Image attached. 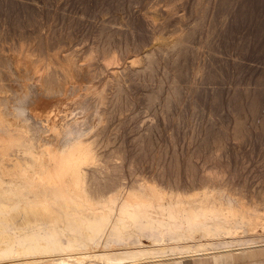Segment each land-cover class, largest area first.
<instances>
[{
  "label": "rangeland",
  "instance_id": "374dc122",
  "mask_svg": "<svg viewBox=\"0 0 264 264\" xmlns=\"http://www.w3.org/2000/svg\"><path fill=\"white\" fill-rule=\"evenodd\" d=\"M144 16L149 25L144 23ZM154 21L157 23L156 25ZM147 26L149 28L155 26L156 31L151 33ZM112 28L119 29L120 32L122 30V33L116 36L115 48L122 51L125 57H143L146 48L154 49V57L162 60L160 65H156L151 72L146 71L140 76L132 77L124 72L120 73L122 79L125 77L123 84L129 90L130 95L127 99L128 106L124 111H119L117 105L111 107L104 135L102 134L99 138L101 140H99L100 147L98 146L100 158L98 165L101 164L100 167L98 166L100 169L98 176L99 180L104 182L105 187L110 186L109 184L113 181L109 180L115 178L120 182V185H123V188L139 184V182H143V184L154 182L155 186L161 184L157 188L161 187L160 190L168 191L167 193H177L178 191L181 194H190L193 191L197 192L198 189L199 192L207 189L212 191L211 193L216 194L217 192L218 195L221 192V197L227 196L226 199H236L238 202L244 201L243 199L246 202H251L252 197L264 192V122L261 127L250 128L246 131L247 135L246 132L243 133L244 136L240 135L242 138L234 137L232 134L235 130L234 119L238 117L236 115L243 114L253 99L257 106L253 115L254 123L264 118V0H0V86L3 90H8V92L6 91L8 95L4 93L3 96L15 99L16 94H19V91L22 92L21 85L26 82L30 85L34 83L31 79L34 76L33 66L27 65L25 62L17 63L16 57L20 49L37 48L33 55L35 61L40 56H46L49 53L54 55V59H62V56L72 54L73 59L77 58L79 61L81 60V63H87L90 61L91 48L97 40L103 38L102 35L107 29ZM182 32L190 34L185 43L189 54H185V58L179 62L178 66L172 67L169 63L166 64L165 60L166 56L170 55L168 48L171 41ZM166 39L169 41L166 42ZM153 44L155 46H152ZM166 51H169L168 54ZM58 55L59 57H57ZM123 63L122 60L121 64ZM179 72L181 74H178ZM192 74L195 78L192 77ZM171 75L176 76L174 78ZM102 76L103 74H100V77ZM83 77L87 76H79L72 86L69 85V92L76 89L77 93L66 98L65 104L58 103L60 102L58 98L65 99L63 96L53 99L49 97L46 100L42 97L38 101V110L46 111L44 114L51 115L57 109L56 112L59 116L57 122L61 123L64 112L67 109H72V105L68 107L66 104L72 102L76 96L85 93L86 87L93 84L88 82V78L84 79ZM176 82L181 86H178ZM170 85L173 86L172 89ZM168 88L170 89L167 90ZM44 94L47 95V92ZM151 95L157 96V98H150ZM130 103H133V106ZM73 110H75L74 113H79L80 107ZM119 112L120 115H118ZM114 116L116 117L114 118ZM117 116L120 117L117 118ZM146 132L147 134H145ZM130 140L132 143L129 142ZM218 141H222L224 146L221 147L222 149L216 148ZM6 144V142L0 141V147L7 148L14 163L15 158L17 161L20 154L13 152V148ZM132 144L134 147L131 146ZM128 159L129 162H127ZM11 163H9L10 165L8 161L7 164L6 162L0 163V182L2 188L6 190L13 189L14 181L17 180L13 170H9L10 173L6 170L7 168L12 169ZM145 177L146 179H144ZM144 180L146 181L144 182ZM204 182L205 184H203ZM224 184L225 186H223ZM117 189L115 186H110L106 188L107 194L109 195ZM220 189H223V192ZM225 189L228 190V193L224 191ZM229 192H232L233 196ZM90 201L94 205L100 204L97 198ZM78 208L81 213L87 214L88 218L95 216L94 211L91 212L92 209L85 211L82 206H78ZM251 212L253 211L251 210ZM67 222V220L56 219L58 227L53 229V237L62 245L61 247H64L63 245L69 241L71 236L66 231ZM115 222L116 220L112 219L108 224L102 240L100 239L98 243L99 247L95 249L112 250L114 247L113 250L124 251L126 249L125 251H127L133 247L136 248V245H150L153 240L160 241L161 239L166 245L176 243L170 240L175 238L174 233L162 234L159 230L153 229L144 230L133 227L127 228L121 234H116ZM50 224V220L40 224L43 233L50 231ZM237 234L234 235V240L240 238L242 242L246 243L254 239L256 240L255 244H261L245 248V251L264 248V233L261 230L253 234L246 230L237 232ZM168 236L169 238H167ZM200 236L197 234L196 238H201L202 242L209 241V239ZM215 240L217 239H213V241ZM258 240L260 242H257ZM109 245L113 247L110 248ZM241 245L244 246V244ZM241 245H236L234 248ZM127 247L131 248L127 249ZM74 249L79 250V248ZM63 252L60 251V253ZM60 255V257H67L65 254ZM14 256L16 257L15 254H13ZM24 256L25 254H17L16 259L14 257L10 262L4 259L1 260L2 262L0 261V264H8L7 262L12 264V261H14L13 264H22V261L24 264H38L35 261L36 258L30 261L28 256ZM52 256L49 257L50 260L55 256L54 260L57 261L59 255ZM184 258L185 264L197 263V258L192 256ZM262 258L264 259V255ZM96 260L98 261L97 258H91L85 261L94 264L97 262ZM254 263L250 260L241 261L238 259L232 263L225 261L220 264ZM50 264H53L52 260ZM137 264H146V262Z\"/></svg>",
  "mask_w": 264,
  "mask_h": 264
},
{
  "label": "bare ground",
  "instance_id": "6f19581e",
  "mask_svg": "<svg viewBox=\"0 0 264 264\" xmlns=\"http://www.w3.org/2000/svg\"><path fill=\"white\" fill-rule=\"evenodd\" d=\"M143 20L144 23L149 25L146 17ZM148 30L154 33L156 27H148ZM121 33L122 30L120 32L119 29L112 28L107 29L103 35L100 34L103 38L97 40V42L94 41L96 44L90 50V61L87 63H81V60L79 61L77 58L73 59L72 54L62 56V59H54V55L49 53L46 56H40L35 61L33 60V55L35 54L34 51H37V48H22L18 51L16 57L18 60L17 63L25 62L27 65L33 66L34 76L31 79L34 83L30 85L26 82L21 85L22 92L19 91L15 99L9 98V96L4 97V93L8 95V90H3L0 86V141L6 142L8 147L13 148V152L20 154L18 156L19 159L16 161L15 158L13 163L7 148L0 147L2 148L0 151V163L6 162L7 164L8 161L9 164L12 162V169L7 168L6 170H13V174L17 176V180L14 179L13 189H3L0 182V261L7 259L10 262L15 257H13V254L16 257L17 254H25L30 261L36 258L35 261L38 264H50L51 260L53 264H90L91 260L89 262L87 261L91 258L98 259L94 264H137L139 262H146V264H174L175 261H181L184 264V257L187 256L197 258V263L195 264H219L225 261L232 263V261H238V259H241V261L250 260L251 262H255L254 264H264V259L262 258L264 248L248 249L245 251V248H252V246L261 244H255L256 240L254 239L252 240L255 242L250 240V242L245 243L240 238L238 240H234L233 238L237 232H245V230L252 232V234L258 230L264 233V192L259 193L258 196L253 195L254 197L251 198V202H246L245 199H243L245 202H238L236 199H226L227 196L225 198L221 197V192L219 195L216 192V195L207 189L200 190L201 192L198 189L197 192L194 193L193 191L190 194H181L178 191L175 193L171 189L170 191L172 193H167L168 191L160 190L161 187L158 189L161 184L159 186H155L153 184L154 182L147 184L145 182L146 180H144L145 184L139 182V184L123 188V185H120V182L115 178L114 180H109L113 181L109 185L111 187L115 186L118 189L116 191L114 190L115 193L113 191V193L107 194L108 190L106 188L110 186L105 187L104 182L102 183L98 176L100 170L99 165L101 164L98 165L100 159L98 146L99 140H101L99 138L102 134L104 135L103 132H105L107 127L108 123L106 124V121L108 115L111 114V107L117 105L118 110L122 112L128 106L127 99L130 92L127 87L125 88V84H123L125 77L122 79L120 73L124 72L132 77L140 76L146 71L151 72L156 65H160L162 60L154 57V49L148 50L146 48L144 49L145 55L143 57H125L122 51L115 48L116 36ZM189 37L190 34L182 32L171 41V44L169 43L170 47L168 46V49L170 50V55L166 56L167 58L165 57L166 64L169 63L172 67H176L185 58V54H189V49L185 46ZM154 38L156 39V37ZM157 42L161 44L159 41ZM154 44L152 46H155ZM127 59L131 60L128 61ZM122 60L124 61L123 64H121ZM138 63L141 65H136ZM191 66L193 65L191 64ZM100 74H103V76L100 77ZM178 74L181 73L179 72ZM193 74L192 77H194ZM79 76H87L86 78L89 79L87 81L93 84L89 85L90 87H86L85 93L76 96V98L74 97L75 99L72 102L68 101L69 103L66 105L68 107L72 105V109H67L64 112L61 123L57 122L59 117L58 112H56L57 109L55 110L56 113L54 112L51 115L44 114L46 111L41 112L38 110V101L42 97L46 100L49 97L53 99L63 96L65 99L61 100L62 98H58L60 100L58 103L65 104L66 98H70V96L77 93L76 89L69 92V85L71 84L72 86ZM175 76L171 75L174 78ZM172 82L170 83L172 84ZM173 86L170 85V88L172 89ZM42 92H47V95H43ZM150 98L156 99L157 96L151 95ZM58 99L55 100L57 101ZM77 107H80L79 113H74L75 110L73 109ZM256 109L257 106L253 99L250 102L249 108L247 110L244 109L245 112L243 114H235L238 117L233 118L235 120V130L233 128L234 133H232L234 137L243 135L250 128L256 129L261 127L264 118L254 123L253 115ZM112 113L114 114V112ZM120 114L119 112L118 115ZM117 124L119 123L117 122ZM216 145V148H221L223 146L222 141L216 142ZM211 152L214 153L215 151ZM127 162H129V159ZM212 174L214 173L212 172ZM100 176L102 175L100 174ZM226 189L224 191L228 193ZM94 198H97L100 203L99 205H94L90 201ZM78 206L84 207L85 211L86 209H92L91 212L94 211L95 216L93 215L91 218H88L87 214L79 211L80 207L78 208ZM98 209L100 210L98 211ZM56 219L68 221L66 231L71 236L69 241L63 245L64 247H61L62 245L53 237V229L58 227L56 225ZM112 219L116 220L114 226L116 234H121L127 228L133 227H139L144 230L153 229L159 230L162 234L174 233L176 235L175 238H171L170 240L176 243L166 245L163 243V239H161L160 241L153 240L150 245H136V248L133 247V249L127 251H125L126 249L124 251L113 250L114 247L111 245L109 246L110 248L113 247L112 250L95 249L99 247L98 243L105 234L108 224H110ZM49 220L51 222L49 225L51 229L43 233L40 224ZM238 228L240 229L239 231L236 230ZM197 234H200V237L209 239V241H200L201 238H196ZM213 239L217 240L213 241ZM260 241L258 240L257 242ZM241 244H244V246ZM236 245L241 246L234 248ZM81 246L83 248H80ZM101 247L103 248V246ZM131 247H127V249ZM74 248H79V250ZM60 251L64 252L60 253ZM60 254H65L67 257H60ZM52 255H59L60 258L58 257L57 261H55L54 256V259L50 260L53 257ZM86 259L87 261H85ZM9 262L7 263L10 264ZM12 262L14 263V261ZM23 262L22 264H24Z\"/></svg>",
  "mask_w": 264,
  "mask_h": 264
},
{
  "label": "crops",
  "instance_id": "0c3cea01",
  "mask_svg": "<svg viewBox=\"0 0 264 264\" xmlns=\"http://www.w3.org/2000/svg\"><path fill=\"white\" fill-rule=\"evenodd\" d=\"M174 264H182L181 261H175ZM185 264V263H184ZM220 264V263H219Z\"/></svg>",
  "mask_w": 264,
  "mask_h": 264
}]
</instances>
